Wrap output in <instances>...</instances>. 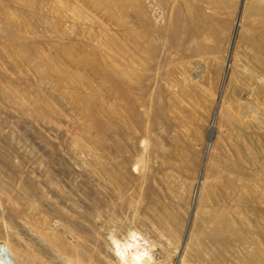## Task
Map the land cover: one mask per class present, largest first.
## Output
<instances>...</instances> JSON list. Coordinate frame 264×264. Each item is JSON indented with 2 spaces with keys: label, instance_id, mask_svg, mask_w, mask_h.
<instances>
[{
  "label": "rangeland",
  "instance_id": "obj_1",
  "mask_svg": "<svg viewBox=\"0 0 264 264\" xmlns=\"http://www.w3.org/2000/svg\"><path fill=\"white\" fill-rule=\"evenodd\" d=\"M16 231L264 264V0H0V264Z\"/></svg>",
  "mask_w": 264,
  "mask_h": 264
},
{
  "label": "crops",
  "instance_id": "obj_2",
  "mask_svg": "<svg viewBox=\"0 0 264 264\" xmlns=\"http://www.w3.org/2000/svg\"><path fill=\"white\" fill-rule=\"evenodd\" d=\"M34 231L35 223H29L26 230ZM4 239V238H3ZM70 240H63L59 237H51L49 244L36 235V233L25 231L13 232L8 243L2 240V244L9 252L14 264H74L72 262L60 261L53 247H61L69 256L74 255L73 244Z\"/></svg>",
  "mask_w": 264,
  "mask_h": 264
},
{
  "label": "water",
  "instance_id": "obj_3",
  "mask_svg": "<svg viewBox=\"0 0 264 264\" xmlns=\"http://www.w3.org/2000/svg\"><path fill=\"white\" fill-rule=\"evenodd\" d=\"M217 111V107H216V109H215V112ZM212 125L213 124H211V130H212ZM213 138V133H212V135L210 136V138L207 140V147H206V149H205V153H204V155H203V160H202V165H201V170H200V172L202 171V169H203V164H204V162H205V157H206V153H207V149H208V144H209V142L211 141V139ZM199 180H200V178H199Z\"/></svg>",
  "mask_w": 264,
  "mask_h": 264
},
{
  "label": "bare ground",
  "instance_id": "obj_4",
  "mask_svg": "<svg viewBox=\"0 0 264 264\" xmlns=\"http://www.w3.org/2000/svg\"><path fill=\"white\" fill-rule=\"evenodd\" d=\"M226 66H227V64H226ZM213 118L215 119V114L213 115ZM214 119H213V120H214ZM212 133H213V127H212V130H211V128L208 130V133H207V139L210 138V136L212 135Z\"/></svg>",
  "mask_w": 264,
  "mask_h": 264
}]
</instances>
